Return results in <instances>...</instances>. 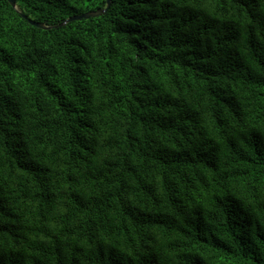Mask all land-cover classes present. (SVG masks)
I'll return each instance as SVG.
<instances>
[{
  "label": "trees",
  "instance_id": "1",
  "mask_svg": "<svg viewBox=\"0 0 264 264\" xmlns=\"http://www.w3.org/2000/svg\"><path fill=\"white\" fill-rule=\"evenodd\" d=\"M106 3L0 0V264H264V0Z\"/></svg>",
  "mask_w": 264,
  "mask_h": 264
},
{
  "label": "water",
  "instance_id": "2",
  "mask_svg": "<svg viewBox=\"0 0 264 264\" xmlns=\"http://www.w3.org/2000/svg\"><path fill=\"white\" fill-rule=\"evenodd\" d=\"M10 2V4L13 6V7H16V4H15V0H8ZM106 6L104 8H101V9H94V10H89V11H86V12H83L81 14H74V15H71L69 17H67L62 23H60L59 25L61 24H64L70 20H74V19H80L82 17L84 18H87V17H90V16H96V15H99L101 13H103L108 7H109V3H110V0H106ZM23 17H26L23 15ZM26 19L29 21L30 24L32 25H35L37 27H40V28H49L51 26L49 25H46L44 22L42 21H36L34 19H31V18H28L26 17Z\"/></svg>",
  "mask_w": 264,
  "mask_h": 264
}]
</instances>
